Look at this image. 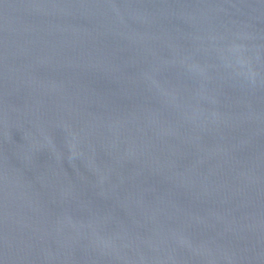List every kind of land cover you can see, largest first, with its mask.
Segmentation results:
<instances>
[{"label": "water", "instance_id": "water-1", "mask_svg": "<svg viewBox=\"0 0 264 264\" xmlns=\"http://www.w3.org/2000/svg\"><path fill=\"white\" fill-rule=\"evenodd\" d=\"M0 264H264V0H0Z\"/></svg>", "mask_w": 264, "mask_h": 264}]
</instances>
